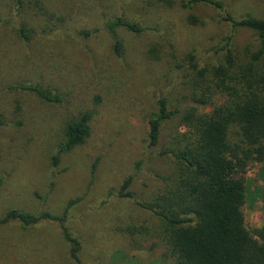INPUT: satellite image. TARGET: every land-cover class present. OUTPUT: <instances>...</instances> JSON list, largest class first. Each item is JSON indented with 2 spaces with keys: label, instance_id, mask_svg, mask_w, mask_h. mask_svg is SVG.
Instances as JSON below:
<instances>
[{
  "label": "rangeland",
  "instance_id": "374dc122",
  "mask_svg": "<svg viewBox=\"0 0 264 264\" xmlns=\"http://www.w3.org/2000/svg\"><path fill=\"white\" fill-rule=\"evenodd\" d=\"M221 1L235 18H264V0ZM116 15L152 29L141 36L118 29L121 58L113 54L104 26ZM189 15L198 18V25L187 24ZM20 27L29 34L28 43ZM83 31L91 36L83 38ZM229 35L220 11L208 4L178 2L166 9L144 0H0V115L8 122L0 127V216L12 209L61 216L76 201L68 209L66 227L81 242L82 264H173L161 220L138 205L150 203L175 176L174 163L149 149L146 124L158 97L168 95L174 105L184 101V73L169 55L182 60L192 52L200 62L213 63L214 51ZM257 44L251 30L232 33L237 50ZM149 45L161 46L168 57L151 58ZM26 84H39L63 101L49 105L10 89ZM15 102L19 116L13 113ZM86 110L93 111L90 138L54 164L63 122ZM171 129L182 132V122L163 128V144L170 143ZM243 177L246 227L259 239L264 163H248ZM128 178L133 197L119 198ZM0 264L74 263L56 223L26 231L12 222L0 226Z\"/></svg>",
  "mask_w": 264,
  "mask_h": 264
},
{
  "label": "trees",
  "instance_id": "16d2710c",
  "mask_svg": "<svg viewBox=\"0 0 264 264\" xmlns=\"http://www.w3.org/2000/svg\"><path fill=\"white\" fill-rule=\"evenodd\" d=\"M144 1L148 5L157 2L166 9L178 2L186 7L208 4L220 11L231 35L214 51L213 63L200 62L192 52L182 60L175 54L169 55L184 73L180 93L184 101L174 105L168 95L158 97L156 112L146 124V136L156 157L174 163L175 176L150 203L138 205L161 220L173 264H264V232L259 239L252 238L243 213L245 168L251 162L264 163V18H235L221 0ZM186 22L196 26L199 20L189 15ZM104 26L112 39V52L118 58L124 55L118 29L137 36L152 30L123 15L113 16ZM241 28L256 34L257 46L247 45L242 50L232 47V33ZM19 33L28 43L26 29L20 27ZM80 35L91 36L85 31ZM147 54L157 61L168 57L157 45H149ZM13 88L49 105L63 101L60 95L39 84L10 89ZM20 112V105L15 102L13 113L19 116ZM92 115V110H86L63 122V142L52 158L54 164L59 162L60 155L84 145L90 138ZM177 120L182 122L183 131L171 129L170 143L163 144V128ZM16 123L22 125L21 120ZM4 126L8 122L0 115V127ZM131 182L132 178H128L122 183L119 198L133 197L128 190ZM74 203L70 201L61 216L46 210L37 214L8 210L0 216V226L15 222L28 231L43 222L56 223L68 244L69 259L82 264L81 242L66 227V215Z\"/></svg>",
  "mask_w": 264,
  "mask_h": 264
}]
</instances>
